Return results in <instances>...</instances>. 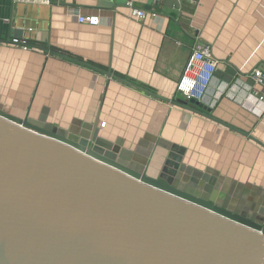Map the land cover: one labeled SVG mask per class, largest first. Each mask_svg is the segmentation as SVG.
Segmentation results:
<instances>
[{
    "label": "crops",
    "instance_id": "obj_1",
    "mask_svg": "<svg viewBox=\"0 0 264 264\" xmlns=\"http://www.w3.org/2000/svg\"><path fill=\"white\" fill-rule=\"evenodd\" d=\"M129 2L143 20L130 17ZM163 2L0 0V110L19 119L43 114L62 129L93 122L99 112V135L110 142L120 138L133 150L149 133L167 144L150 161L152 177L172 181L181 166L210 168L234 192L264 193L262 148L168 102L186 103L176 84L198 40L217 62L211 90L238 86L233 97L200 105L264 144V112L243 97L250 74L264 72V0H184L178 9ZM76 14L100 23L79 24ZM254 90L263 107L264 86Z\"/></svg>",
    "mask_w": 264,
    "mask_h": 264
},
{
    "label": "water",
    "instance_id": "obj_2",
    "mask_svg": "<svg viewBox=\"0 0 264 264\" xmlns=\"http://www.w3.org/2000/svg\"><path fill=\"white\" fill-rule=\"evenodd\" d=\"M168 102L264 150L199 103ZM98 125L99 112L62 129L43 114L19 119L0 110V264H264L261 190L234 192L210 168L152 177L163 140L147 133L129 150L120 138H102Z\"/></svg>",
    "mask_w": 264,
    "mask_h": 264
},
{
    "label": "built area",
    "instance_id": "obj_3",
    "mask_svg": "<svg viewBox=\"0 0 264 264\" xmlns=\"http://www.w3.org/2000/svg\"><path fill=\"white\" fill-rule=\"evenodd\" d=\"M198 1V0H197ZM130 11V17L143 20L146 16L145 12L133 8L132 4L127 3ZM79 24L96 27L100 20L97 16H80L76 14ZM20 45V44H16ZM27 49L26 47H24ZM217 71V62L213 60L210 46L200 41H196L192 48L191 56L186 67L176 84V93L182 96L186 103L196 102L199 104L210 103L213 107L222 96L233 97V93L238 91L237 84L226 85L224 89L211 90L212 84L215 82V73ZM251 85L246 95L243 96L246 102H251L249 108L257 110L259 114L264 112L262 100L256 95L255 88L264 86V72L254 70L250 76ZM212 91V92H211ZM259 105V107H257ZM210 106V107H211ZM103 127L104 125L101 124ZM261 234V233H260ZM264 237V235H263Z\"/></svg>",
    "mask_w": 264,
    "mask_h": 264
},
{
    "label": "rangeland",
    "instance_id": "obj_4",
    "mask_svg": "<svg viewBox=\"0 0 264 264\" xmlns=\"http://www.w3.org/2000/svg\"><path fill=\"white\" fill-rule=\"evenodd\" d=\"M180 97H182L181 95H179Z\"/></svg>",
    "mask_w": 264,
    "mask_h": 264
}]
</instances>
